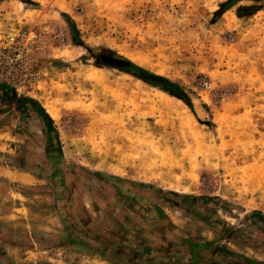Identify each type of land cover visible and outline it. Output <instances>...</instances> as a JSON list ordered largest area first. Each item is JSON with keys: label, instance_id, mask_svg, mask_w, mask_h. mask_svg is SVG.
Here are the masks:
<instances>
[{"label": "rangeland", "instance_id": "1", "mask_svg": "<svg viewBox=\"0 0 264 264\" xmlns=\"http://www.w3.org/2000/svg\"><path fill=\"white\" fill-rule=\"evenodd\" d=\"M0 85V163L50 174L80 236L100 239L98 214L114 225L109 186L134 180L150 185V214L164 204L188 231L264 258V0H0ZM94 90L109 112L83 96ZM26 97L53 118L61 162ZM153 224L160 238L168 222Z\"/></svg>", "mask_w": 264, "mask_h": 264}, {"label": "crops", "instance_id": "2", "mask_svg": "<svg viewBox=\"0 0 264 264\" xmlns=\"http://www.w3.org/2000/svg\"><path fill=\"white\" fill-rule=\"evenodd\" d=\"M0 94L5 93L0 90ZM49 176L40 175L25 165L0 163V264H264V258H253L225 244L229 236L213 241L202 229L197 233L193 228L188 231V219L181 217L180 212L170 213L164 204H158L160 215L150 214L146 202L149 206L152 204L148 199L152 192H147L150 185L134 180L128 183L139 184V187L126 185L124 188L130 189L129 193L106 182L113 186H109L113 192L107 196L112 195L118 203L113 215L114 225L102 224L98 214L96 226L102 230V235L96 243L91 242L80 236L70 219H65L64 208L58 207L57 211ZM108 177L123 178L116 174H108ZM105 195L104 191L101 195L104 202ZM130 199L144 203L138 208L124 207ZM154 221L161 225L168 222L167 231L162 232L160 238L153 230ZM126 229L131 235L124 234ZM178 232H181L180 238H174L173 234ZM174 244L183 246L184 250L178 252ZM255 247L251 243L247 249Z\"/></svg>", "mask_w": 264, "mask_h": 264}, {"label": "trees", "instance_id": "3", "mask_svg": "<svg viewBox=\"0 0 264 264\" xmlns=\"http://www.w3.org/2000/svg\"><path fill=\"white\" fill-rule=\"evenodd\" d=\"M135 69H138L139 71H144L138 66L131 64ZM135 72V71H133ZM156 77L157 80H159V83L156 84V86H161L164 88L166 91H170L176 96H179L182 98L185 102L188 103V99L186 96L181 92L179 87L172 83L170 80L167 78L161 77V76H154ZM0 90L5 92L7 89L6 86H1L0 85ZM8 90H6L7 92ZM24 101L28 103L36 112L37 117L41 121L43 128H44V133L46 137V143L48 147V153H49V158L51 160H56L57 162H61V157H62V148H61V142L59 139V134L57 131V128L55 126V122L53 118L49 115V113L46 111V109L37 101L31 98H25ZM54 162V161H53ZM56 168H54V171Z\"/></svg>", "mask_w": 264, "mask_h": 264}, {"label": "bare ground", "instance_id": "4", "mask_svg": "<svg viewBox=\"0 0 264 264\" xmlns=\"http://www.w3.org/2000/svg\"><path fill=\"white\" fill-rule=\"evenodd\" d=\"M89 79H91V80H93L96 84H100V82H109V81H107L108 80V78H104L103 77V75L101 74V73H99V72H97V71H94L93 73H92V75H91V77L89 78ZM91 95V99H94V104L96 105V107L97 108H99L98 110H104V111H107V112H109L110 111V107H111V105H112V103L113 102H110V105H105L103 102H102V100H104V98H102L103 96H104V94L102 93V92H100V91H98V90H94V91H92V92H85L84 94H83V96L84 97H86L87 95ZM83 96H82V98H83ZM102 98V99H101ZM106 99V98H105ZM107 100V99H106ZM100 101H101V103H100ZM56 117V116H55ZM117 153V152H116ZM118 154V153H117ZM123 156V155H122ZM121 156V157H122ZM123 158V157H122ZM119 159H121V158H119ZM123 165V164H122ZM116 172H121V170L120 169H116L115 170Z\"/></svg>", "mask_w": 264, "mask_h": 264}, {"label": "built area", "instance_id": "5", "mask_svg": "<svg viewBox=\"0 0 264 264\" xmlns=\"http://www.w3.org/2000/svg\"><path fill=\"white\" fill-rule=\"evenodd\" d=\"M5 74H6L5 78L7 79L11 75V72L10 71H6Z\"/></svg>", "mask_w": 264, "mask_h": 264}, {"label": "water", "instance_id": "6", "mask_svg": "<svg viewBox=\"0 0 264 264\" xmlns=\"http://www.w3.org/2000/svg\"><path fill=\"white\" fill-rule=\"evenodd\" d=\"M126 70H128V71H129L130 69H126ZM130 72H133V71H131V70H130Z\"/></svg>", "mask_w": 264, "mask_h": 264}]
</instances>
